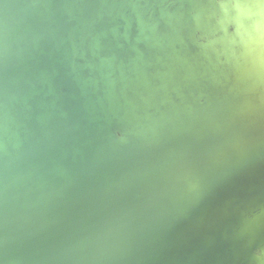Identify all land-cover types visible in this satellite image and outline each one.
<instances>
[{
    "label": "water",
    "instance_id": "obj_1",
    "mask_svg": "<svg viewBox=\"0 0 264 264\" xmlns=\"http://www.w3.org/2000/svg\"><path fill=\"white\" fill-rule=\"evenodd\" d=\"M0 264H264V0H0Z\"/></svg>",
    "mask_w": 264,
    "mask_h": 264
}]
</instances>
